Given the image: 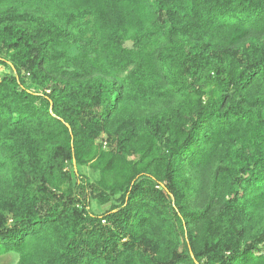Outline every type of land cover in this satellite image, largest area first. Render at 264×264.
I'll return each mask as SVG.
<instances>
[{"label": "trees", "instance_id": "trees-1", "mask_svg": "<svg viewBox=\"0 0 264 264\" xmlns=\"http://www.w3.org/2000/svg\"><path fill=\"white\" fill-rule=\"evenodd\" d=\"M10 254L264 264V0H0Z\"/></svg>", "mask_w": 264, "mask_h": 264}, {"label": "rangeland", "instance_id": "rangeland-1", "mask_svg": "<svg viewBox=\"0 0 264 264\" xmlns=\"http://www.w3.org/2000/svg\"><path fill=\"white\" fill-rule=\"evenodd\" d=\"M106 207L102 208V211L105 210ZM18 260V257L16 255L10 254L5 257H3V263L4 264H15Z\"/></svg>", "mask_w": 264, "mask_h": 264}]
</instances>
